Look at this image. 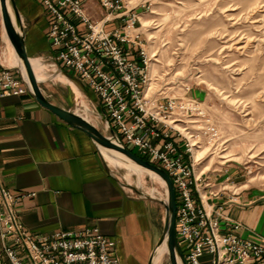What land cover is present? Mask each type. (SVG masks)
Wrapping results in <instances>:
<instances>
[{
  "label": "built area",
  "instance_id": "built-area-1",
  "mask_svg": "<svg viewBox=\"0 0 264 264\" xmlns=\"http://www.w3.org/2000/svg\"><path fill=\"white\" fill-rule=\"evenodd\" d=\"M40 1L50 17L48 39L55 51L50 60L96 96L129 150L169 174L178 205L177 238L187 264H203L208 255L212 264H264V237L236 233L242 225L215 206L220 191H214L210 177L199 170L196 149L222 139L215 124L201 120L206 112L197 100L164 102L149 96L150 59L137 33L140 16L125 0H95L105 12L99 22L87 13L91 0ZM116 20L119 26L109 30ZM11 69L0 63V99L29 93ZM193 117L204 123L189 132V122L198 123ZM19 199L0 186V255L2 251L10 264H121L116 242L98 228L34 237L14 210ZM234 203L229 199L228 204Z\"/></svg>",
  "mask_w": 264,
  "mask_h": 264
},
{
  "label": "rangeland",
  "instance_id": "rangeland-1",
  "mask_svg": "<svg viewBox=\"0 0 264 264\" xmlns=\"http://www.w3.org/2000/svg\"><path fill=\"white\" fill-rule=\"evenodd\" d=\"M125 2L140 16L137 33H141L142 46L150 59L149 96L164 102L197 100L206 112L201 120L211 121L220 132L219 144L207 143L197 149L205 152L199 170L210 177L212 189L220 191L219 197L227 193V202L231 198L236 201L244 192H255L264 202V0ZM2 24L0 14V55L5 46ZM28 56L51 57L45 53ZM33 75L48 100L76 112L72 90L56 74ZM83 92L88 106L85 118L104 135L109 134L96 96ZM84 99H80L82 104ZM191 119L198 123L187 121L189 132L198 131L204 121ZM176 127L187 134L178 124ZM110 169L129 195L143 198L153 207L154 250L163 232L165 207L135 189L129 190L126 170ZM132 169L129 173L136 184L138 177ZM143 176L146 190H154L156 199L166 198L164 187L149 175ZM206 257L203 264H212L211 257ZM0 264H10L2 251ZM159 264H171L168 253Z\"/></svg>",
  "mask_w": 264,
  "mask_h": 264
},
{
  "label": "crops",
  "instance_id": "crops-1",
  "mask_svg": "<svg viewBox=\"0 0 264 264\" xmlns=\"http://www.w3.org/2000/svg\"><path fill=\"white\" fill-rule=\"evenodd\" d=\"M16 3L28 54L54 55L48 39L50 17L41 1ZM86 10L94 22L105 16L95 0L86 3ZM120 23L116 20L107 28ZM0 186L20 197L14 210L34 237L98 228L116 242L121 264L149 263L153 207L127 193L86 133L42 107L29 93L0 99ZM227 199L225 193L213 203L223 207L224 217L242 225L236 233L264 237V202L257 193L244 192L234 204Z\"/></svg>",
  "mask_w": 264,
  "mask_h": 264
},
{
  "label": "water",
  "instance_id": "water-1",
  "mask_svg": "<svg viewBox=\"0 0 264 264\" xmlns=\"http://www.w3.org/2000/svg\"><path fill=\"white\" fill-rule=\"evenodd\" d=\"M1 11H2V20L6 32L16 50L18 56L23 61L27 72L28 77H24L21 71L17 68H12L14 72H16L24 84L26 85L29 94L36 99V101L44 108L50 110L54 114H56L60 119H62L67 124L80 129L84 133H86L98 146L103 148L116 151L126 157L128 160L132 161L136 165L155 173L158 175L166 184V201L164 199H156L152 197H148L150 200L160 203L165 207V221L162 235L160 237L159 242L154 248L149 263L152 264L153 256L156 250L166 241L169 251V258L171 264H179L178 259H180L182 264H187L184 255L180 249L177 231H176V215H177V200H176V191L173 185V182L169 176V174L163 170L162 168L150 163L149 161L137 156L131 150H129L119 139L111 125L109 124L107 115L104 109L101 107V111L103 116L106 118V123L109 127V134L104 135L100 132L96 127L87 122L85 119L73 113L69 110H66L56 104L52 103L48 100L44 94L42 93L38 83L33 75L32 69L29 64V56L26 48L24 28L22 23V18L16 3V0H0ZM70 79L76 82L81 88L89 95L94 96V94L84 85V83L77 78L76 76L64 72ZM98 101V99H97ZM99 102V101H98ZM138 192V191H137ZM139 193V192H138Z\"/></svg>",
  "mask_w": 264,
  "mask_h": 264
},
{
  "label": "bare ground",
  "instance_id": "bare-ground-1",
  "mask_svg": "<svg viewBox=\"0 0 264 264\" xmlns=\"http://www.w3.org/2000/svg\"><path fill=\"white\" fill-rule=\"evenodd\" d=\"M0 14L2 15L1 4H0ZM2 27H3V40L5 43V46H4L3 51L1 52L0 61L4 65L8 66L9 68L19 69L21 71V73L24 75V77H26V75H28L27 69H26L23 61L18 56L16 50L14 49V46H13V44H12V42L8 36V33L6 32L4 24H2ZM29 64H30V67L32 69L33 74H38V73L56 74L61 79V81L65 85H67L73 92L74 100L76 102V105H75L76 106V112L75 113L77 115H79L80 117H82L83 119H85L90 124H92V121L85 118V115L88 114V106H86V101L84 99V97H85L84 92H83L80 85H78L76 82H74L72 79H70L64 72H62L54 64V62L50 61V59H48V58L30 59ZM80 99H84L85 102H83V104H82V102H80ZM97 116H98V118H100V117L102 118V116L99 113H97ZM105 127H106V129H109L107 123H105ZM106 135L108 136V134H106ZM99 150H100L101 154L104 156V158L107 162V165L110 168H113V170L117 169V170H126L127 171V173H126L127 175H126L125 179H126V186L129 190L132 191V189H135L142 196L156 198L155 194H154V190H146L144 188L145 187L144 186L145 181L142 178L143 174L149 175L150 177H152L154 179V182L157 181L162 187H164L166 189L165 182L155 173L150 172V171L136 165L135 163L128 160L126 157H124L123 155H121L120 153H118L116 151L109 150V149L103 148L101 146H99ZM204 153H205L204 151L197 150V149L195 151V156L197 158V161H199L200 165L203 163ZM132 168H135L134 171L136 172L137 177H138L136 184L133 183L132 176L129 173L130 171H133ZM203 172L205 173V171H203ZM164 200L166 201V198H164ZM167 253L169 254V251H168L167 243L165 241L156 250V252L153 256L152 264H159L161 258ZM178 262H179V264H182L180 259H178Z\"/></svg>",
  "mask_w": 264,
  "mask_h": 264
},
{
  "label": "trees",
  "instance_id": "trees-1",
  "mask_svg": "<svg viewBox=\"0 0 264 264\" xmlns=\"http://www.w3.org/2000/svg\"><path fill=\"white\" fill-rule=\"evenodd\" d=\"M133 152V151H132ZM134 153V152H133Z\"/></svg>",
  "mask_w": 264,
  "mask_h": 264
}]
</instances>
